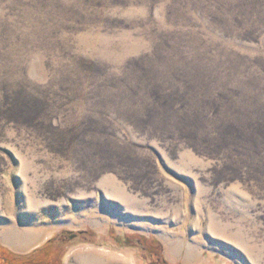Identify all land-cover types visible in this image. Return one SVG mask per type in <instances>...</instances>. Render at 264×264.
Masks as SVG:
<instances>
[{
  "label": "rangeland",
  "instance_id": "1",
  "mask_svg": "<svg viewBox=\"0 0 264 264\" xmlns=\"http://www.w3.org/2000/svg\"><path fill=\"white\" fill-rule=\"evenodd\" d=\"M0 264H264V0H0Z\"/></svg>",
  "mask_w": 264,
  "mask_h": 264
},
{
  "label": "trees",
  "instance_id": "2",
  "mask_svg": "<svg viewBox=\"0 0 264 264\" xmlns=\"http://www.w3.org/2000/svg\"><path fill=\"white\" fill-rule=\"evenodd\" d=\"M130 243V242H129ZM129 243H127V244H129Z\"/></svg>",
  "mask_w": 264,
  "mask_h": 264
}]
</instances>
